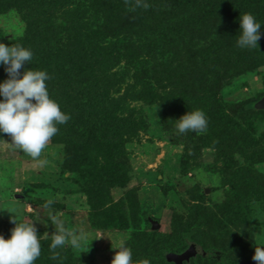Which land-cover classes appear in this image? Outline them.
I'll return each instance as SVG.
<instances>
[{
  "label": "rangeland",
  "instance_id": "374dc122",
  "mask_svg": "<svg viewBox=\"0 0 264 264\" xmlns=\"http://www.w3.org/2000/svg\"><path fill=\"white\" fill-rule=\"evenodd\" d=\"M243 1L247 7L250 6V13L264 21L263 0ZM213 2L224 6L234 5V0H227L228 3H223L224 0ZM233 20L230 30L236 31L237 39L239 18L236 22ZM259 22L262 24L260 40H264V22ZM25 28L24 21L17 13L10 11L0 14V42L11 46L24 35ZM192 43L195 45L189 46L187 50H180L185 64L177 62L175 66L178 68L175 69L180 73L184 68L191 75L202 71L220 75V79L217 76L207 87L210 92H218L217 97L230 117H239L240 108L247 112L254 111L252 107L264 97V46L241 49L233 42L222 58L218 57L220 54L213 56L208 52L209 62H218L215 69L211 70V63L202 59L207 57L195 52L204 43L210 45V41L198 40ZM74 44L71 46L74 47ZM116 71L118 68H115L114 72ZM179 73L176 72L175 77H182L177 75ZM166 76L165 74L164 77ZM217 79L219 80L216 81ZM173 88L172 85L170 92L174 101L171 97L164 96L156 106L145 105L139 100L130 101L126 95V87L118 94L112 91L111 96L142 111L145 119L141 124L142 128L138 129L129 142L122 137L117 141L113 155H109L107 151L102 152L96 145L89 152L83 142L81 149L75 152L68 142L61 143L51 139L41 156L33 158L12 144L8 134L0 133V235L6 239L10 237L11 229L15 227L12 222L14 215L18 222L33 223L40 242L53 238L58 222L66 231L86 233V238L80 241L79 247H66V251L76 257L88 254L92 264H111L118 251L116 248L122 245L131 250L133 260L136 255L142 254L133 253L131 248L140 242V237L136 236L139 227L146 234L157 232L154 241L149 240L153 243L148 245L153 253L160 248H170L181 250L179 254H182L195 248L196 256L186 264H230L226 259L231 260V264H256L252 259L255 247L264 246V187L261 186L264 185V161L257 159L258 154L264 151V115L250 117L251 125L257 127L253 137L259 143L254 148L249 147L253 142L246 143L251 151L249 156H224L229 149L221 151L223 145L219 147L217 141L221 142L223 139L219 134L215 136L216 141H206L204 147L198 148L201 142L194 140L190 132L181 134L176 130L175 120L180 117L169 118V115H173L174 108H165V102L180 105L179 102L187 100L189 94H186L181 85ZM156 89L157 95L163 96L164 85ZM164 118H168L166 124ZM194 142L198 147L194 145L189 153L190 149L186 151L185 148ZM68 153H76L78 163H74L75 167L69 163L71 157H67ZM113 163L117 171L112 173L117 175L116 179L122 184L102 188V195H98L96 190L91 205L87 194L91 185L85 172L88 169L103 182H107L106 178L111 173L104 170L107 167L115 170L112 168ZM234 164L249 167L247 176L255 182L241 192V199L243 200L244 193L260 198L252 204H241V200H238V208L245 206L240 208L243 216L234 222L230 219L227 236L212 239L202 225L200 231L196 232L197 223L191 217L197 207L208 208L214 214L217 212L215 208L227 203L229 193L234 194L231 188L236 177ZM122 216L127 227L122 226L123 222L117 223V219ZM91 218L93 227L90 224ZM106 220L109 223L104 224ZM156 225L158 227L155 228ZM225 255L227 258H224ZM139 263L143 264V261ZM161 263L160 260L152 263L149 261V264Z\"/></svg>",
  "mask_w": 264,
  "mask_h": 264
},
{
  "label": "trees",
  "instance_id": "16d2710c",
  "mask_svg": "<svg viewBox=\"0 0 264 264\" xmlns=\"http://www.w3.org/2000/svg\"><path fill=\"white\" fill-rule=\"evenodd\" d=\"M213 1L0 0V14L13 11L21 16L26 25L25 33L15 44L31 48L34 53L31 65L26 64L21 72L27 68L46 71L50 76L47 81L50 96L71 116L66 124L59 126L60 131L52 138L55 141L68 142L75 152L81 149L83 142L89 152H92L93 146L96 145L102 152L107 151L109 155H113L117 141L122 137L129 142L139 128H142L141 124L145 119L142 111L131 108V104L111 96L112 91L118 94L126 87V95L130 101L139 100L145 105L156 106L164 96L171 97L174 101L170 87L173 85V89H176L181 85L189 96L187 100H181L180 105L165 102V108H174L173 115H169V118L175 119L176 116L178 118L188 111L199 109L205 113L207 119V129L204 133L190 132L194 140L200 141L201 145L198 147L196 142L191 143L186 146V151L190 149V153L194 145L200 148L206 145V141H216L215 136L219 134L223 139L221 142L217 141L219 147L223 145L221 151L229 149L224 156L239 155L245 158L251 152L249 147L254 148L259 143L253 137L257 127L251 125L250 117L255 118L257 114L262 116L264 111L256 112L254 106L252 112L240 108L239 117H230L217 97L218 92H210L207 87L217 76L220 79V75L203 71L191 75V72L184 68L180 73L175 69L178 68L175 66L177 62L185 64L180 50H187L189 46L195 45L192 42L210 41V45L204 43L203 47L195 52L207 57L202 59L211 63V70L215 69L218 62H209L207 53L213 56L220 54L218 57L222 58L226 50L236 42V31L230 30L233 19L236 22L240 14L250 13V6L247 7L243 0H234L233 6L218 5ZM225 2L228 3L227 0L223 3ZM257 20L264 22L260 17ZM73 43L74 47L71 46ZM261 45L264 46V40L259 41V46ZM115 68H118V71L114 72ZM176 72L182 77H175ZM6 78L7 73L0 67V81ZM163 85V96L157 95L156 87ZM164 119L166 124L168 118ZM248 142L253 144L247 147ZM69 153L67 157H71L69 163L73 166L75 162L78 163V157L76 153ZM263 153L264 151L257 156L261 162L264 161ZM246 167L234 164L236 177L231 183L234 194L229 193L227 203L215 208L216 213L211 214L209 209L204 207H197L196 212L193 211L195 214L191 220L198 224H195L196 232L203 226L212 239L227 236L230 219L234 222L243 216L240 208L245 206L238 208L237 201L241 200V204L259 201V196H249L248 193H244V198L241 199V192L255 183L247 176L250 168ZM112 168L115 170H111V167L104 170L112 174L106 178V183L90 170L85 172L91 185L87 190L91 205L96 190L98 195H102V188L122 184L116 179L117 175L112 173L117 171L114 163ZM90 222L93 227L92 218ZM120 222H123L122 226L127 227L123 216L117 219V223ZM107 223L108 220L104 224ZM137 230L139 233L136 236L140 237V242L131 248L133 253L142 254L136 255L138 258L135 256L138 261H135V258L133 264H140L139 262L144 260L151 263L160 260L161 264H174L167 261L166 255L179 254L181 250L160 248L153 253L148 245L153 243L157 232L146 234L139 227ZM150 239L153 241L149 242ZM51 242L52 239L41 242V256L36 260L37 264H92L90 255L82 254L76 257L65 248L57 249L59 257L53 260V252L49 248ZM225 257L227 258L226 255ZM192 260L193 258L189 262ZM226 261L232 263L231 260ZM186 263L188 262L184 264Z\"/></svg>",
  "mask_w": 264,
  "mask_h": 264
},
{
  "label": "clouds",
  "instance_id": "9594fccd",
  "mask_svg": "<svg viewBox=\"0 0 264 264\" xmlns=\"http://www.w3.org/2000/svg\"><path fill=\"white\" fill-rule=\"evenodd\" d=\"M237 47L253 49L261 39L262 24L252 13H243L239 17ZM31 48L23 45L11 46L0 42V67L4 68L7 78L0 81V133L11 137V143L33 158H39L49 141L60 131V125L66 124L71 116L61 109L48 91L49 74L44 70L21 69L33 61ZM176 130L181 133H204L207 129L206 115L202 110H191L176 119ZM54 219V218H53ZM9 238L0 235V264H35L41 256V242L33 223L18 222ZM49 245L53 260L58 259L57 249L79 247L86 233L74 234L66 231L57 222ZM115 252L111 264H133L130 249L121 246ZM252 259L256 264H264V246L255 247ZM143 264H149L144 260Z\"/></svg>",
  "mask_w": 264,
  "mask_h": 264
},
{
  "label": "water",
  "instance_id": "95a60500",
  "mask_svg": "<svg viewBox=\"0 0 264 264\" xmlns=\"http://www.w3.org/2000/svg\"><path fill=\"white\" fill-rule=\"evenodd\" d=\"M254 108L257 110H264V97L254 105ZM156 227L158 226L156 225L155 228ZM196 254L197 252L195 248L192 247L186 250L182 254H167L166 259L170 263L184 264L185 262H189L191 258H194ZM239 264H253V263L252 262H240Z\"/></svg>",
  "mask_w": 264,
  "mask_h": 264
}]
</instances>
